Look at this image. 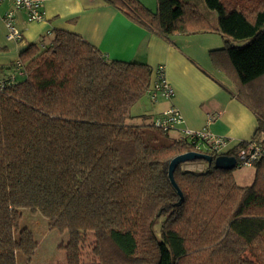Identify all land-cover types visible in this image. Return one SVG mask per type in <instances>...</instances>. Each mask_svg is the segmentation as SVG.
<instances>
[{"label": "trees", "instance_id": "trees-1", "mask_svg": "<svg viewBox=\"0 0 264 264\" xmlns=\"http://www.w3.org/2000/svg\"><path fill=\"white\" fill-rule=\"evenodd\" d=\"M203 1L216 25L193 0H157L155 11L139 0L108 3L166 38L219 33L223 47L208 52L210 61L257 114V138L264 132V0ZM40 46L20 53L22 77L0 91V264H17V254L29 260L37 246L20 226L23 208L67 232L65 264H84L89 234L97 258L89 264H264L263 161L254 163L246 186L233 169L180 163L173 171L180 199L168 165L195 151L192 145L152 121L127 123L152 68L108 60L65 30ZM200 161L206 166L183 168Z\"/></svg>", "mask_w": 264, "mask_h": 264}, {"label": "crops", "instance_id": "crops-1", "mask_svg": "<svg viewBox=\"0 0 264 264\" xmlns=\"http://www.w3.org/2000/svg\"><path fill=\"white\" fill-rule=\"evenodd\" d=\"M43 17L29 21L25 9H15L12 0L0 2V74L7 78L16 70L20 53L31 43L49 42L53 31L74 32L94 46L108 60L135 61L156 69L164 68V79L174 91L171 100H151L147 94L130 109L129 124H151L162 109L173 105L183 116L181 127L208 129L228 138V147L251 139L258 127L257 114L236 96L233 81L210 61L208 52L223 47L216 32L172 35L169 38L148 30L129 19L108 0H39ZM155 11L157 0H139ZM202 14L216 25L217 15L203 0H193ZM13 12L18 38L9 37L5 15ZM22 64V63H21ZM16 74L17 80L22 77ZM15 78V79H16ZM149 101L152 110L142 98ZM135 102V103H137ZM149 111V112H147ZM147 112V113H146ZM149 113V114H148ZM147 121L149 123H147ZM174 138L176 131L169 133Z\"/></svg>", "mask_w": 264, "mask_h": 264}, {"label": "built area", "instance_id": "built-area-1", "mask_svg": "<svg viewBox=\"0 0 264 264\" xmlns=\"http://www.w3.org/2000/svg\"><path fill=\"white\" fill-rule=\"evenodd\" d=\"M3 0H0V2ZM15 9H25L28 13L29 21H37L42 19L41 2L39 0H12ZM6 25L9 29V37L18 38V31L13 25V12L5 15ZM41 46H43L41 44ZM16 70L7 78L0 74V91H2L9 83L15 80L16 74L23 75V65L19 62ZM156 77L152 81L147 95L151 100H157L159 97L169 99L173 97L174 91L168 82L164 79V68L159 66L156 69ZM183 116L179 109L173 105H169L159 112L152 120V125L160 130L170 132L176 131L179 140H187L196 152H202L200 149L204 147L206 152L215 156L226 154L234 150L236 165L252 167L255 162H264V138H251L240 142L233 148L228 147L229 140L227 137L217 135L208 129H188L181 127ZM205 152V153H206Z\"/></svg>", "mask_w": 264, "mask_h": 264}, {"label": "rangeland", "instance_id": "rangeland-1", "mask_svg": "<svg viewBox=\"0 0 264 264\" xmlns=\"http://www.w3.org/2000/svg\"><path fill=\"white\" fill-rule=\"evenodd\" d=\"M245 42L246 40H237L238 45H242ZM142 99L147 104L149 111H151L152 106L150 102L145 100L146 99L145 97ZM139 103L140 102L134 103L130 109L133 111V107L138 108ZM252 106L256 111L263 113V111H261L262 109L259 108V106H255V105ZM147 123L149 122L147 121ZM169 137L174 138L173 136H169ZM257 138L259 139L264 138V132L258 133ZM200 150L202 152H206V149L204 147H202ZM196 163L199 165H203L204 167L206 166V164H203L204 162L202 161H200V163L187 162L183 164V168L188 170H193L197 166ZM254 173H255V168L253 166L246 167V166L237 165L232 170L233 178L235 182L240 186L250 185L253 181ZM20 213H21L20 226L27 227L32 231L34 238L37 242V246L32 256L29 258V260L24 256L17 254L16 256L17 264H65L66 253L62 245H64L67 242L68 239L67 232L66 231L60 232L59 230L50 227L47 222V219L37 210L32 211L31 209L23 208L20 210ZM94 242L95 241L93 236L89 234L87 237V243L80 253V259L82 263L89 264L97 259L93 255L91 250Z\"/></svg>", "mask_w": 264, "mask_h": 264}, {"label": "water", "instance_id": "water-1", "mask_svg": "<svg viewBox=\"0 0 264 264\" xmlns=\"http://www.w3.org/2000/svg\"><path fill=\"white\" fill-rule=\"evenodd\" d=\"M196 159L203 160L208 164L213 163V166L215 168L231 170L234 167H236V159L232 155L222 154V155L213 157L212 155L200 153L196 151H190V152H185V153L176 155L169 162L168 178L171 184L173 185V187L176 189L177 194L179 195L180 199L182 198V194L180 190L178 189L176 183L174 182L173 171L178 164L186 162V161H190V160H196Z\"/></svg>", "mask_w": 264, "mask_h": 264}]
</instances>
